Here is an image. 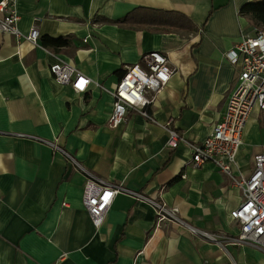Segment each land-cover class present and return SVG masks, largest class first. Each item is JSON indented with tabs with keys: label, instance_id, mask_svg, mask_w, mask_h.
Listing matches in <instances>:
<instances>
[{
	"label": "crops",
	"instance_id": "crops-1",
	"mask_svg": "<svg viewBox=\"0 0 264 264\" xmlns=\"http://www.w3.org/2000/svg\"><path fill=\"white\" fill-rule=\"evenodd\" d=\"M1 1V0H0ZM18 29L38 30L37 45L0 34V264H264V250L233 244L231 217L242 191L212 162L190 164L186 145L167 146V131L128 110L115 128L108 90L146 52L175 69L149 112L192 143L224 115L237 68L225 57L253 24L240 13L264 0H8ZM135 12L142 28L117 23ZM155 22V23H153ZM44 38L62 39L57 50ZM54 55L90 79L84 92L52 77ZM176 207L212 242L170 222L156 224L146 202L116 194L97 227L83 206L87 175ZM264 152V112L252 110L232 164L248 177Z\"/></svg>",
	"mask_w": 264,
	"mask_h": 264
},
{
	"label": "built area",
	"instance_id": "built-area-1",
	"mask_svg": "<svg viewBox=\"0 0 264 264\" xmlns=\"http://www.w3.org/2000/svg\"><path fill=\"white\" fill-rule=\"evenodd\" d=\"M18 13L8 0L0 1V34H11L37 45L38 30L33 26L26 34L17 23ZM237 68L235 84L228 98L222 119L216 122L200 143L189 142L171 127V118L158 122L149 112L156 95L167 85L175 69L167 57L159 51L142 54L140 60L126 66L115 87L108 90L112 97V110L107 120L111 128L117 127L132 110L150 122L163 127L168 134L167 146L171 149L186 145L191 151L190 164L197 168L212 162L222 173L230 177L232 185L242 191L243 200L231 217L239 224L236 236L227 237L233 244H253L264 250V152L255 154L253 168L248 177H236L232 164L241 145L242 132L253 109L264 112V27L254 28L252 33L242 32L234 48L225 54ZM49 71L59 84L69 85L76 93L84 92L90 79L75 66L54 55ZM81 82H83L81 86ZM52 147L64 153L78 169H83L71 156L52 142ZM87 175L84 185L83 206L94 226L100 225L107 207L118 193L146 202L154 209L156 224L170 222L208 241H219V236L190 226L178 214L176 207L122 186H113L83 169Z\"/></svg>",
	"mask_w": 264,
	"mask_h": 264
},
{
	"label": "trees",
	"instance_id": "trees-1",
	"mask_svg": "<svg viewBox=\"0 0 264 264\" xmlns=\"http://www.w3.org/2000/svg\"><path fill=\"white\" fill-rule=\"evenodd\" d=\"M240 13L249 19V21L253 24L254 28L264 27V1L251 3V4H245L241 8ZM134 16H135V12L118 20L117 23L127 24L132 27H136V28H142L144 27V25L149 23L147 21L144 22L138 18L137 20H134L133 19ZM64 43L65 41L60 38L58 39L44 38L42 40L43 47L48 48L50 50H54V51L57 50L58 47L62 46Z\"/></svg>",
	"mask_w": 264,
	"mask_h": 264
},
{
	"label": "snow or ice",
	"instance_id": "snow-or-ice-1",
	"mask_svg": "<svg viewBox=\"0 0 264 264\" xmlns=\"http://www.w3.org/2000/svg\"><path fill=\"white\" fill-rule=\"evenodd\" d=\"M83 82H81V86H82Z\"/></svg>",
	"mask_w": 264,
	"mask_h": 264
},
{
	"label": "rangeland",
	"instance_id": "rangeland-1",
	"mask_svg": "<svg viewBox=\"0 0 264 264\" xmlns=\"http://www.w3.org/2000/svg\"><path fill=\"white\" fill-rule=\"evenodd\" d=\"M252 33V32H251Z\"/></svg>",
	"mask_w": 264,
	"mask_h": 264
}]
</instances>
